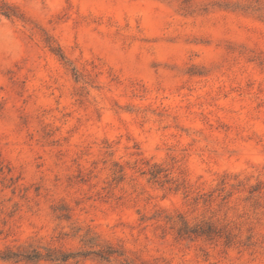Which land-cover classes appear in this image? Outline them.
I'll list each match as a JSON object with an SVG mask.
<instances>
[{"label": "rangeland", "instance_id": "rangeland-1", "mask_svg": "<svg viewBox=\"0 0 264 264\" xmlns=\"http://www.w3.org/2000/svg\"><path fill=\"white\" fill-rule=\"evenodd\" d=\"M206 15L194 0H0V122L31 127L23 143L39 148L37 169L46 156L71 157L69 186L87 184L97 165L116 155L113 148L131 143L130 155L143 156L156 133L179 142L198 135L237 167L258 159L264 50L239 39L242 24L233 29L226 18ZM97 143L99 159L85 161ZM2 157L0 192L9 199L41 193L39 177L19 189L22 172ZM142 163L144 183L162 186L165 169L150 158ZM125 168L111 161L105 197L128 179ZM253 196L264 197V188ZM51 209L69 232L76 227L69 204ZM81 251L69 264H104ZM3 254L5 264H52L42 250L23 251L19 260L10 250Z\"/></svg>", "mask_w": 264, "mask_h": 264}, {"label": "clouds", "instance_id": "clouds-1", "mask_svg": "<svg viewBox=\"0 0 264 264\" xmlns=\"http://www.w3.org/2000/svg\"><path fill=\"white\" fill-rule=\"evenodd\" d=\"M194 4L207 10L206 19L224 17L233 29L242 24L239 39L264 50V0ZM31 130L21 131L14 120L0 122V153L12 161L14 173L22 172L19 189L37 177L42 186L41 193L29 190L23 198L0 192V264H5V251L19 260L28 249L42 250L52 264H69L68 257L75 260L85 248L104 264H264V197L253 196L264 188V153L237 167L229 153L210 152L215 143L198 135L190 133L179 142V137L169 140L156 133L159 139L144 145L143 156L130 155L131 143L113 148L116 155L107 165L98 164L87 184L69 186L75 177L71 157L46 156L37 169L39 148L23 143ZM97 147L90 148L85 161L99 159ZM148 158L165 169L162 186L139 177L137 169ZM112 160L126 166L128 179L107 198L102 189L107 190ZM85 161L80 163L87 168ZM57 202L72 208L76 227L71 232L54 217L51 206Z\"/></svg>", "mask_w": 264, "mask_h": 264}]
</instances>
